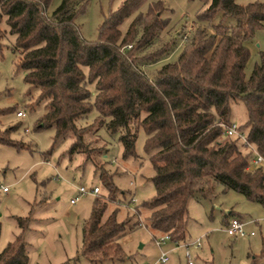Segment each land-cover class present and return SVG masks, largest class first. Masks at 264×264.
<instances>
[{"label": "trees", "instance_id": "16d2710c", "mask_svg": "<svg viewBox=\"0 0 264 264\" xmlns=\"http://www.w3.org/2000/svg\"><path fill=\"white\" fill-rule=\"evenodd\" d=\"M142 1L122 0L109 10L93 41L81 36L75 22L88 0H61L52 12H48L51 0H0V21L5 16L8 30L15 34L14 47L20 52L17 66L25 70L28 93L37 88L35 102L44 101L45 111L36 128L54 127L51 148L58 139L71 135L73 141L66 152L91 157L83 138L87 125H79L77 119L93 106L98 111L95 134L102 125L112 132L119 130L125 157L135 154L137 128L143 127L155 193L135 208L137 213L148 210L147 226L179 242L186 237L189 199L196 193L214 196L215 183L264 203V169L252 166L251 153L237 137L224 133V124L232 122L231 103L241 100L247 117L239 127L264 153V51L246 75L250 52L244 43L264 27V1L202 0L208 5L198 18L208 21L210 29L197 25L177 57L159 65L151 75L144 68L168 54L169 43L141 56L138 53L168 26L162 14L166 6L153 1L127 27H121ZM216 14L219 19L214 22ZM229 16L233 22L226 20ZM14 108L0 106V115ZM17 126L0 123V143L22 146L10 137ZM93 161L109 197L95 199L82 226L76 258L95 263L124 260L129 255L120 237L141 221L126 226L128 219H117L115 209L105 214L108 199H114L118 188L103 162ZM29 219L17 217L21 230L0 250V264L27 262L22 233Z\"/></svg>", "mask_w": 264, "mask_h": 264}, {"label": "rangeland", "instance_id": "374dc122", "mask_svg": "<svg viewBox=\"0 0 264 264\" xmlns=\"http://www.w3.org/2000/svg\"><path fill=\"white\" fill-rule=\"evenodd\" d=\"M122 0H88L83 12L77 14L75 22L83 38L89 41L98 37L99 25L109 10L117 8ZM157 0H143L136 11L123 21H129L139 11H146ZM166 9L162 13L168 26L159 31L153 43L143 48L138 55L158 49L169 43V53L144 69L151 75L159 65L174 60L184 47L197 25L210 29L208 21L198 15L208 5L202 0H160ZM238 3L264 0H235ZM61 0H51L48 12H52ZM219 19V14L213 18ZM227 21H234L229 16ZM0 106H15L0 115L2 127L14 123L18 126L10 137L21 145L0 143V183L8 191H0V250L20 232L18 216H29L22 238L27 245L28 260L25 264H152L160 250L167 251L168 259L158 264H264V203L248 199L234 189H224L215 183V195L204 197L196 193L188 201L186 237L178 243L165 239L164 233L146 225L148 210L136 206L155 193L151 176L154 173L149 153L145 150L146 132L137 128L135 154L123 156L120 131H109L105 125L97 127L94 119L98 115L93 106L85 117H79V125H87L83 138L92 156L84 152L69 155L66 152L73 141L71 135L58 139L51 148L54 127L36 128L37 119L45 111L44 101L35 102L38 89L25 82V70L17 66L20 52L14 47L15 34L8 30L6 17L0 21ZM249 48L246 75L264 51V27L256 29L244 40ZM91 98L95 94L94 83L89 84ZM19 109L25 111L18 116ZM246 107L241 100L231 103V121L242 124L246 120ZM225 138V136H222ZM92 158V159H91ZM103 162L113 185L118 188L114 199H108L105 214L116 210L117 219H128L126 226L141 221L120 237V242L129 258L106 259L92 262L82 256L76 258L81 245L82 226L90 216L97 197L107 199L109 191L99 176L95 161ZM97 185V194L85 193L75 203L70 198L77 194V187ZM228 211H232L228 214ZM241 215L250 221L244 226L249 235H229L225 230L226 218ZM133 227V226H132ZM200 237V245H190L188 250L180 243Z\"/></svg>", "mask_w": 264, "mask_h": 264}, {"label": "built area", "instance_id": "2783aa9c", "mask_svg": "<svg viewBox=\"0 0 264 264\" xmlns=\"http://www.w3.org/2000/svg\"><path fill=\"white\" fill-rule=\"evenodd\" d=\"M16 114L18 116H24L25 111L23 109H19L16 112ZM224 128H225L224 133L226 135H232L234 137H237L240 144H241V147L244 150L251 153L250 158H249L250 164L252 166L262 167L264 169V153L260 152L255 147V145L248 139L245 130L240 128L239 124H237L235 122H230L228 124H224ZM0 191L1 192L8 191V186L0 183ZM98 192H99V187L97 185H93L90 187H86L84 185H79L77 187V194H75L73 197L70 198V203H75L80 198V196L85 194V193L97 194ZM245 223L246 222L244 220H242L240 217L232 216L228 219L227 223L225 224V230L227 231V233L229 235L253 234L254 233L253 231L246 233V231L244 230ZM165 239H169L168 234H164V236L161 237V239H156V243L158 245H160L161 242H163ZM200 243H201L200 237H197L196 239H194L190 242L183 241L180 244L182 246H185V248L188 250V247L190 245L199 246ZM167 259H168L167 251H164L161 249L158 258L152 264L162 263V262H165ZM146 264H148V263H146ZM189 264H191V261H189Z\"/></svg>", "mask_w": 264, "mask_h": 264}, {"label": "crops", "instance_id": "0c3cea01", "mask_svg": "<svg viewBox=\"0 0 264 264\" xmlns=\"http://www.w3.org/2000/svg\"><path fill=\"white\" fill-rule=\"evenodd\" d=\"M229 212V211H228ZM226 215H228V213L226 214ZM236 216H238V217H240L242 220H244L243 218H242V216L241 215H236ZM228 217L226 218V221H225V224L227 223V221H228ZM246 223H245V225L247 224V223H249L250 221H255V220H252V219H250V220H244ZM249 235V234H248ZM161 245V244H160Z\"/></svg>", "mask_w": 264, "mask_h": 264}]
</instances>
